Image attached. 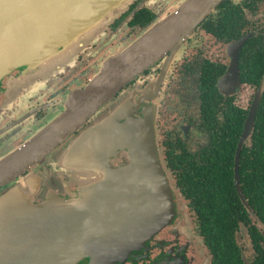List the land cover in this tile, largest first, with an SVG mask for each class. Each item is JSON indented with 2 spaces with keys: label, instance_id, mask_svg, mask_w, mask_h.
<instances>
[{
  "label": "flooded vegetation",
  "instance_id": "af4514ba",
  "mask_svg": "<svg viewBox=\"0 0 264 264\" xmlns=\"http://www.w3.org/2000/svg\"><path fill=\"white\" fill-rule=\"evenodd\" d=\"M184 1L125 0L98 7L93 20L86 17L87 9L81 17L63 18L65 23L91 27L90 43L74 56L60 58L50 71L18 69L0 80V153L8 154L58 110L61 113L67 96L90 81L106 52L119 47L117 53L121 52ZM263 107L264 0H221L175 47L130 78L100 107L97 117L83 123L21 177L37 178L36 204L52 193L69 199L76 178L64 167L67 146L94 119L115 109V150L94 149L107 167L115 168V200L120 196L135 209L143 206L146 217L142 173L126 169L125 137L126 129L149 111L171 188L172 219L147 241L139 259L125 264H218L205 238L211 217L241 220L234 237L238 246V239L241 242L242 263L250 264L253 248L259 256L264 252ZM250 113L252 131L240 142ZM86 152L92 154L93 148ZM89 157L82 161L81 184H89L84 190L93 197L98 181L94 174L101 165L97 156ZM6 190L1 188L0 194ZM118 210L115 201V215Z\"/></svg>",
  "mask_w": 264,
  "mask_h": 264
},
{
  "label": "water",
  "instance_id": "95a60500",
  "mask_svg": "<svg viewBox=\"0 0 264 264\" xmlns=\"http://www.w3.org/2000/svg\"><path fill=\"white\" fill-rule=\"evenodd\" d=\"M124 1L0 0V80L18 69H53L60 58L73 55L90 36L91 27L65 23L63 18L81 17V11L87 9L86 17L93 20L98 7ZM220 1L185 0L175 13L153 25L121 52L106 58L82 89L67 96L61 113L0 158V189L7 187L0 194V264L132 263L139 259L147 241L171 222L169 180L149 111L126 129L125 137L129 156L126 169L142 173L144 202L149 211L146 217L143 206L138 210L128 198L119 196L115 200V168L107 167L99 159L100 152L94 149L115 150V109L103 119H94L92 126L67 146L64 167L76 178L75 192L68 194L69 199L52 193L36 204L33 193L37 178L21 175L94 118L130 78L175 47ZM88 23L90 26L93 21ZM252 125L250 113L240 142L250 136ZM90 147L92 154L86 152ZM89 155L97 156L101 165L94 174L98 181L93 197L84 190L89 184H81L82 161ZM115 201L119 205L116 215Z\"/></svg>",
  "mask_w": 264,
  "mask_h": 264
},
{
  "label": "trees",
  "instance_id": "16d2710c",
  "mask_svg": "<svg viewBox=\"0 0 264 264\" xmlns=\"http://www.w3.org/2000/svg\"><path fill=\"white\" fill-rule=\"evenodd\" d=\"M264 117V107H263ZM262 147H263V165H264V120L262 122ZM257 134L254 130L253 137ZM264 179V167H263ZM234 202H231L233 205ZM239 218L235 217H211L208 231L205 233L206 240L210 243L213 257L218 264H243L239 254V246L237 245L234 232L237 229ZM240 225H242L240 223ZM250 237L254 244V237L251 233ZM254 256L250 264H264V252L259 256V250L255 248Z\"/></svg>",
  "mask_w": 264,
  "mask_h": 264
},
{
  "label": "rangeland",
  "instance_id": "374dc122",
  "mask_svg": "<svg viewBox=\"0 0 264 264\" xmlns=\"http://www.w3.org/2000/svg\"><path fill=\"white\" fill-rule=\"evenodd\" d=\"M121 40V39H120ZM88 43H90V39L87 41V42H85V44H88ZM84 44V45H85ZM123 44V43H122ZM83 45V46H84ZM83 46L81 47V48H79L74 54H73V56L75 55V54H77V53H79L80 51H82V48H83ZM121 49V47H119V48H115V50L114 49H112V50H109L108 52H106L103 56H102V58H107V57H109V56H111V55H113L115 52L117 53V51L118 50H120ZM36 71H34V70H32V71H34V72H38V71H50V70H44V69H35ZM32 71H26V70H24L23 72H25V73H30V72H32ZM25 75H29V74H25ZM58 113H60V110H58L57 112H56V114H55V116H57V114ZM54 115H53V118L55 117ZM52 118V119H53ZM38 131V130H37ZM37 131H35V133L37 132ZM26 140V139H25ZM3 152H5V151H3ZM3 152H1L2 153V155H4L3 154ZM0 153V154H1ZM1 155V156H2ZM0 156V157H1ZM169 182V181H168ZM170 186V185H169ZM170 191H171V188H170ZM171 196H172V194H171ZM172 205H173V203H172ZM238 244H239V246H240V244H241V242H240V239H238Z\"/></svg>",
  "mask_w": 264,
  "mask_h": 264
},
{
  "label": "bare ground",
  "instance_id": "6f19581e",
  "mask_svg": "<svg viewBox=\"0 0 264 264\" xmlns=\"http://www.w3.org/2000/svg\"><path fill=\"white\" fill-rule=\"evenodd\" d=\"M47 23H49V22H47Z\"/></svg>",
  "mask_w": 264,
  "mask_h": 264
}]
</instances>
